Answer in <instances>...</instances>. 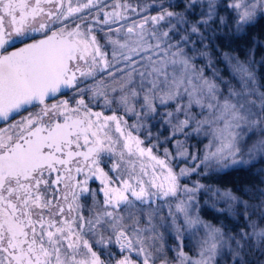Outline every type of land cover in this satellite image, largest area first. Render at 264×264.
I'll return each mask as SVG.
<instances>
[{
	"label": "snow or ice",
	"instance_id": "obj_1",
	"mask_svg": "<svg viewBox=\"0 0 264 264\" xmlns=\"http://www.w3.org/2000/svg\"><path fill=\"white\" fill-rule=\"evenodd\" d=\"M258 27L264 0H0V264H264V187L211 183L264 184Z\"/></svg>",
	"mask_w": 264,
	"mask_h": 264
},
{
	"label": "trees",
	"instance_id": "obj_2",
	"mask_svg": "<svg viewBox=\"0 0 264 264\" xmlns=\"http://www.w3.org/2000/svg\"><path fill=\"white\" fill-rule=\"evenodd\" d=\"M257 32H261L264 31V29H260L259 27L256 29ZM238 44H243V41H238ZM240 57H243V51L241 50L239 53ZM258 55H260V53L258 52ZM256 167L258 168H264V163H258L256 165ZM255 171V168L252 169V172ZM264 175V174H262ZM259 177L257 176H253L248 172H235L232 173L231 175H227L224 177V179L222 181H220L219 183L215 180L211 181V183L216 184L217 186L221 187L222 189H233L235 190L237 187H243V186H252V185H257L259 187H264V184H260L259 183ZM245 199H247V197H244ZM253 203H255L256 201H251ZM255 218V217H253ZM207 219H212L211 216H208ZM221 219H224V222L226 224L229 225V229L231 231H236L239 229V227H242L243 225V221L241 220L240 224L236 225L235 228H233V224L235 223L234 221H231L230 219H225L223 217H221ZM213 223H219V221L217 220H213Z\"/></svg>",
	"mask_w": 264,
	"mask_h": 264
},
{
	"label": "rangeland",
	"instance_id": "obj_3",
	"mask_svg": "<svg viewBox=\"0 0 264 264\" xmlns=\"http://www.w3.org/2000/svg\"><path fill=\"white\" fill-rule=\"evenodd\" d=\"M243 58H244V56L241 57V59H243ZM257 59H259V55H258ZM219 206H223V205H219ZM253 219H255V218H253ZM169 243H172V241H169ZM186 250H187V249H186Z\"/></svg>",
	"mask_w": 264,
	"mask_h": 264
}]
</instances>
